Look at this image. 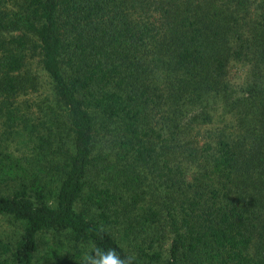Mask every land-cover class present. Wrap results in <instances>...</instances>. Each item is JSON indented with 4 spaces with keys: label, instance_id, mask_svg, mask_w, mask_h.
I'll list each match as a JSON object with an SVG mask.
<instances>
[{
    "label": "trees",
    "instance_id": "16d2710c",
    "mask_svg": "<svg viewBox=\"0 0 264 264\" xmlns=\"http://www.w3.org/2000/svg\"><path fill=\"white\" fill-rule=\"evenodd\" d=\"M0 217V264H264V0H0Z\"/></svg>",
    "mask_w": 264,
    "mask_h": 264
},
{
    "label": "rangeland",
    "instance_id": "374dc122",
    "mask_svg": "<svg viewBox=\"0 0 264 264\" xmlns=\"http://www.w3.org/2000/svg\"><path fill=\"white\" fill-rule=\"evenodd\" d=\"M34 70L41 78L42 86H39V88L36 90V92L31 93L27 96H21L17 100V112L16 116H22L21 120H16L14 122V126L16 130L19 133L24 132L25 130L22 129V125H26L27 128L29 123L36 124V129H40V125L43 123V115L44 111L46 110V104L49 100L48 96V90H47V84L45 82L44 76L40 74L38 67L36 65L35 59L31 60V71ZM240 76V73L238 74V69L235 71V78L238 79ZM45 101V102H44ZM24 102V103H23ZM21 121V122H20ZM24 140V138L15 139L14 142L11 144L10 147L11 150H13V153L16 155L20 152H23L26 147H23L22 144H20V141ZM17 224H13L10 222V220L6 217H0V234L2 233H15L17 232ZM51 234L49 232H45L42 235V238L46 240V245L51 243ZM56 238L63 242L64 247L67 249L69 247V244L64 240V235L60 234L59 236H56ZM43 249H40L38 256H43L44 250H46V247L44 245L40 246ZM45 247V248H44ZM56 247V245L53 246V248ZM66 252V251H65ZM65 252H62L61 254H56L60 258H50L47 260L46 256V262L45 264H76V259L74 257H71ZM41 260V258H40ZM42 261V260H41Z\"/></svg>",
    "mask_w": 264,
    "mask_h": 264
},
{
    "label": "clouds",
    "instance_id": "9594fccd",
    "mask_svg": "<svg viewBox=\"0 0 264 264\" xmlns=\"http://www.w3.org/2000/svg\"><path fill=\"white\" fill-rule=\"evenodd\" d=\"M136 261L135 254L123 255L115 247L102 248L92 241L86 245L80 264H136Z\"/></svg>",
    "mask_w": 264,
    "mask_h": 264
}]
</instances>
